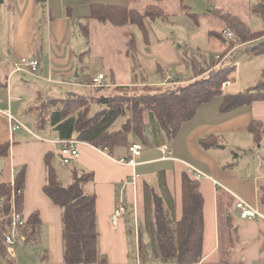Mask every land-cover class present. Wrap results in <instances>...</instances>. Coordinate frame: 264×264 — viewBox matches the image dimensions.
Wrapping results in <instances>:
<instances>
[{
  "label": "crops",
  "instance_id": "obj_1",
  "mask_svg": "<svg viewBox=\"0 0 264 264\" xmlns=\"http://www.w3.org/2000/svg\"><path fill=\"white\" fill-rule=\"evenodd\" d=\"M94 3L100 2L48 0L44 8L35 0H0V150L4 152L0 153V181L13 187L17 174L25 170V218L35 211L40 213L42 244L45 245L44 228L46 225L54 227L55 244L41 248L38 254V258L47 263L51 262L52 257L55 264H64L61 211L43 191L46 184L45 156L54 153L59 159L60 146L53 142L59 136L49 127L45 128L47 130L41 129L42 136L31 134L29 127L26 131L20 129L11 132L9 115L19 122L20 118L25 117V111L37 116L33 108L40 93L37 92L36 96L32 94L34 103L31 107L25 105L29 87H26L27 82L22 77L14 76L18 73L33 74L17 72L15 65L22 57L38 59L39 79L53 78L57 83H65L71 77H86L78 73L79 67H75L77 55L68 49V21L74 17L80 20L82 28L87 26L82 21L88 20L90 7ZM144 43L148 47L138 52L142 65H148L152 70L157 67L156 71L168 76L167 66L179 62L170 43H152L150 40L148 44L146 40ZM154 56L162 58L164 66L157 64ZM161 82L158 85L162 87L171 85L169 81ZM229 87L230 83H227L224 91ZM222 101V97H216L202 105L195 117L183 123L174 137L152 128L147 113L148 144L132 137L128 146L109 152L84 142L79 143V157L70 167L94 174V180L85 188L97 197L99 246L101 256L106 258L105 264H132L131 236H134L136 244V260L141 264L139 227L145 216L143 199L146 185L158 191L163 184L174 200L173 213L168 204L164 205L169 219L179 221L182 218V181L188 167L203 174L199 184L204 197V237L199 264H264V142L257 145L249 133L253 121H260L264 125V101L229 112L221 111ZM37 125L38 116L35 127ZM209 136H217L220 146L209 149L202 147L201 140ZM132 144L142 145L141 155L134 158L133 165L120 163L121 159L132 158L129 153ZM165 146L171 150L170 157L163 152ZM238 200L250 204L262 217L242 220L236 207ZM120 203L125 205L126 214L114 226L112 215ZM230 224L237 236L233 244L230 242ZM17 235L22 237L19 232ZM22 244L26 246L24 240ZM30 256L32 259L33 255ZM151 261L175 263L156 259ZM0 264H6L2 257Z\"/></svg>",
  "mask_w": 264,
  "mask_h": 264
},
{
  "label": "trees",
  "instance_id": "obj_2",
  "mask_svg": "<svg viewBox=\"0 0 264 264\" xmlns=\"http://www.w3.org/2000/svg\"><path fill=\"white\" fill-rule=\"evenodd\" d=\"M46 7L48 0H35ZM184 0H182L183 2ZM264 7L263 4L259 5ZM257 6L256 8H258ZM190 10L189 7H187ZM190 15L196 16L188 11ZM263 18H264V12ZM221 19V32L211 35L222 41L227 48L223 56H227L235 48L244 47L248 57L264 55V29L252 30L249 23L240 17L227 12H216ZM167 19L164 8L159 5L147 6L144 13L129 9L122 5L94 3L90 7L88 20L109 24L116 28L128 25L137 26L146 36L148 30L146 19ZM230 30L232 38L224 32ZM85 36L89 37L87 26L83 27ZM146 43L149 38L146 37ZM135 49V46H134ZM221 56L217 57V60ZM214 58L207 63V69L196 62L187 61L193 69L194 77L188 83L176 88L150 91L145 89L133 94L130 86H115L109 96L88 97L68 95L66 98H52L38 94L33 111L38 116L39 130L51 128L63 140L76 139L79 142L112 152L117 147H126L132 137L143 144H148V131L145 114H149L152 128L174 137L183 123L193 119L198 109L216 97H222V112H229L242 106L264 101V80L246 92L237 94L225 93L223 85L231 83L235 66L219 67L213 65ZM213 68V69H212ZM88 78H84V83ZM106 87L93 88L101 92ZM99 110L92 114V105ZM122 117L127 121L120 130H113L115 123ZM257 145L264 142V125L253 121L249 127ZM202 147L209 149L220 146L217 136H209L201 140ZM0 153L4 154L2 150ZM6 153V152H5ZM56 155L45 156L46 184L45 195L61 211L62 218V256L64 264H105L106 258L101 256L96 211L97 197L86 191V185L94 180V174L84 169L71 167V182L64 185L60 180L54 162ZM25 170L16 176L12 187L0 181V226L11 227L13 212L24 215V194L18 196L16 191L25 187ZM159 190L148 185L144 188L143 206L144 220L139 231V257L141 262L156 259L162 262L173 261L176 264H199L202 259L204 237V197L200 184L187 173L182 181V218L170 220L164 205L174 212V200L166 187L160 185ZM26 245L42 244V220L40 213L35 211L18 229ZM144 239L147 243L145 244ZM237 241L236 230L230 224V242ZM9 248L0 232V257L6 264H13L8 259Z\"/></svg>",
  "mask_w": 264,
  "mask_h": 264
},
{
  "label": "rangeland",
  "instance_id": "obj_3",
  "mask_svg": "<svg viewBox=\"0 0 264 264\" xmlns=\"http://www.w3.org/2000/svg\"><path fill=\"white\" fill-rule=\"evenodd\" d=\"M96 1L126 6L129 9H136L142 13H144L149 5H159L165 9L168 18L146 19L144 22L148 30V36L134 25L116 28L95 20H83L82 22L84 25H87L89 30V37L87 38L83 28L79 25L80 20L70 17L68 21V49L77 55L75 67H79L78 73L85 75L88 81L84 83L85 77L82 76L80 78H68L65 80V83H57L52 80L53 78L43 77L42 80L39 79L38 76L41 75L40 71L33 75H21L18 73L14 77L20 79L22 77L27 82L26 87H29V93L26 94L24 102L28 107H31L34 103L33 98L37 92L52 98L63 99L70 94L88 97L109 96L115 86H130L133 94H139L145 89L153 91L158 88H162V90L168 89L166 87L176 88L181 85L175 83L184 84L194 77L193 69L188 63L189 61L192 63L196 62L197 66L198 64L199 66L203 65V68L207 69V63L205 62H210L212 58L215 59L212 64L214 66L217 65V68L236 67L232 75L230 87L225 93L237 94L246 92L264 80V55L248 57L244 53L245 48L238 47L227 56H223L227 45L211 35V32H221L223 29L221 19L215 15L217 11H221L223 14L230 12L240 17L243 21L249 23L254 31L263 30L264 18L262 13L264 12V7L259 5H264V0H184L183 2L182 0ZM257 6L259 7L256 8ZM188 11L196 16L190 15ZM146 37L152 43L168 41L175 54L179 57L177 64L167 66L168 69L166 68V71L169 74L168 76L156 71L157 67L152 70L148 65H142L141 60L138 58V52L148 47L144 43ZM218 56H221L220 60H217ZM154 60L157 64L164 66L163 63L165 61L162 58L154 56ZM99 73L105 76L104 84L106 88L101 92H97L92 87V79L94 75L97 76ZM173 78L175 80H172ZM161 81H165V83L169 81L168 83L171 82V85L162 87V85H158ZM152 84H156V86ZM226 85L227 83L223 85V88ZM98 110L99 106L93 104L92 114ZM24 116V118H20L23 125L22 131L30 128L31 134L42 136L41 130L35 127L37 116L34 113L26 111L24 112ZM126 121L127 117L120 118L115 123L113 130H120ZM28 140L32 141L31 138ZM54 166L60 180L64 185H68L71 182V167L61 165L58 158H56ZM141 226L139 229H141ZM0 232L3 236L12 233L11 228L7 225H1ZM44 234L47 241L46 245H26L25 247L23 244L15 246L7 245L9 248V261L14 262V264H34L36 262L37 264H55L52 257L49 263L38 258L41 248L55 244L53 226L46 225ZM131 237L133 243L131 253L132 264H138L134 236ZM144 242L145 244L147 243L146 239H144ZM30 254L33 255L32 259H30ZM149 260L140 262L141 264H160L157 261L153 262L151 259Z\"/></svg>",
  "mask_w": 264,
  "mask_h": 264
},
{
  "label": "built area",
  "instance_id": "obj_4",
  "mask_svg": "<svg viewBox=\"0 0 264 264\" xmlns=\"http://www.w3.org/2000/svg\"><path fill=\"white\" fill-rule=\"evenodd\" d=\"M224 35L226 37L232 38L233 34L230 30H226L224 32ZM40 68V61L38 59L28 58V57H22L15 65V70L17 72H28L35 74L38 72ZM104 79L105 76L102 74H99L98 76L94 77L92 79L93 87L100 88L104 87ZM11 120V126L10 130L12 133L20 130L23 128V125L18 120L12 118L10 116ZM54 143L58 144L60 146L59 150V159L63 166H70L78 157H79V150L78 145L79 141L76 139H69V140H63L60 137H57L53 140ZM163 152L166 156L170 157L172 155L171 150L165 146L162 148ZM142 152V145L141 144H132L129 147V153L131 155V159H121L119 162L122 164H135L134 158L139 157ZM187 174L191 176L194 180L200 182L203 178V174L197 170H195L193 167H188ZM23 190L18 189L15 194L18 196L22 195ZM237 210L240 212L239 217L242 220H248V219H257L261 218L262 216L247 202L243 200H238V203L236 205ZM126 214V207L123 203H120L113 215H112V224L114 226H117L120 220L125 216ZM26 222V218L22 214H18L17 212H13V219H12V225H11V234H7L4 236V242L6 245L9 246H15L22 244L23 238L17 235L18 229L20 226H23Z\"/></svg>",
  "mask_w": 264,
  "mask_h": 264
}]
</instances>
